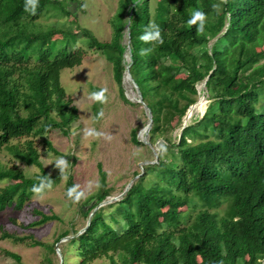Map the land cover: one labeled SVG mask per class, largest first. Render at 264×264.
<instances>
[{
  "label": "trees",
  "instance_id": "obj_1",
  "mask_svg": "<svg viewBox=\"0 0 264 264\" xmlns=\"http://www.w3.org/2000/svg\"><path fill=\"white\" fill-rule=\"evenodd\" d=\"M25 4L0 0V152L6 149L40 171L28 176L0 160V180L9 181L0 187V213L23 209L35 194L67 175L66 197L87 219L93 215L84 231L71 224L53 244L9 232L2 238L47 248V264H53L55 244L72 230L67 241L76 245L79 264L101 258L108 264H264V0H157L154 5L152 0H119L108 42L79 25L65 0H38L35 14L25 11ZM50 10L71 17L76 28L36 31V21ZM195 11L205 13L199 35V21L188 25ZM150 22L159 25L163 44L140 39ZM127 26L129 71L151 112L150 142H158L160 152L156 162L135 173L140 176L118 201L95 209L113 192L102 164L94 194L85 197L76 187L69 196L77 186L74 176L63 166L54 174L46 170L36 138L61 155L49 134L59 129L70 135L81 119L61 79L64 69L84 62L87 51L79 41L113 64L125 98ZM57 40L63 45L56 53ZM141 49L151 51L141 55ZM205 81L206 111L182 128L188 109L199 99L197 85ZM175 119L181 127L178 140L171 136ZM138 130L132 129V140L141 144ZM68 159L75 164L73 154ZM225 203L221 215L216 210ZM36 212L40 218L30 227L60 220L57 214ZM5 253L24 264L20 254Z\"/></svg>",
  "mask_w": 264,
  "mask_h": 264
},
{
  "label": "rangeland",
  "instance_id": "obj_2",
  "mask_svg": "<svg viewBox=\"0 0 264 264\" xmlns=\"http://www.w3.org/2000/svg\"><path fill=\"white\" fill-rule=\"evenodd\" d=\"M65 1L69 10L76 16L79 25L90 29L102 42L112 40L114 34L112 19L118 10L119 0ZM156 1L152 0L153 5ZM81 3L86 4L87 7H83ZM52 26L76 28V25L71 22V17L62 16L55 10H50L49 12L45 11L43 16L36 21L35 30H47ZM214 40L210 42L209 48ZM127 42L128 38L125 35L123 44L127 45ZM54 45L57 53L63 44L57 40ZM78 46H84L87 51L83 64L75 68L64 69L61 79L62 84L73 95L79 106L81 119L73 124L70 135H65L59 129L49 134L48 137L54 146L62 152L61 155L49 152L42 144L40 137L36 138V143L44 168L54 174L58 166H63L67 174L71 173L74 176L77 188L85 193V197L98 190L100 178L98 164L101 163L108 173V185L113 188L109 200L112 197H117L119 200L129 182L135 178V173L143 172L146 164L158 160L157 157L160 152L158 142L156 144L151 143L149 132L142 133V130L149 124L150 110L144 104L145 102H140L142 98L140 90L133 78L130 77L128 70H125L122 80L124 98L114 78L113 64L107 57L99 50L95 51L88 48L83 41H79ZM125 62L127 65L129 64L127 56H125ZM127 74L130 79H126ZM102 88L107 89V101L104 103L91 97L93 92H98ZM197 88L198 91H201L199 92V99L201 93L205 94L207 99L206 110L210 100L204 82L198 84ZM101 110L103 111L102 117L98 115ZM201 116L202 112H195L193 118L191 117L187 123L191 124L195 118ZM184 120L185 118L183 122ZM173 123L174 130L171 136L173 140H178L181 127L177 123V119ZM134 127L139 129L138 139L141 144H136L132 140ZM92 130L102 133V135L99 137L87 135ZM68 154L75 156L74 165L68 159ZM61 159L65 162L63 165L58 163ZM0 160L5 164L22 168L28 176L40 171L39 167L35 165H27L14 159L6 149L0 152ZM66 177L67 175L60 183L54 187H49L45 192L35 194L23 209L17 210L14 207H9L0 213V264H20L8 256L5 250L20 254L24 264H47L46 257L49 255V250L45 247H32L25 242L15 241L12 238H2L3 232L17 236L32 235L36 239L53 244L61 232L66 229L71 230V224H74L73 226L79 231L85 228L88 219L79 210V205L66 197ZM8 182L7 179L0 180V187L5 186ZM226 208L227 203L216 211L222 215ZM112 210L108 209V211ZM182 210L186 211L188 208L183 207ZM36 211L57 214L60 220L30 227L31 222L40 218ZM192 212L196 213L197 210H192ZM113 225L118 228L115 223ZM72 233L73 230L69 236ZM29 241L27 240V242ZM58 247L59 252L50 254L53 264L80 263L81 257L76 245L64 239L58 244ZM108 262L109 260L101 258L91 264H108Z\"/></svg>",
  "mask_w": 264,
  "mask_h": 264
},
{
  "label": "clouds",
  "instance_id": "obj_3",
  "mask_svg": "<svg viewBox=\"0 0 264 264\" xmlns=\"http://www.w3.org/2000/svg\"><path fill=\"white\" fill-rule=\"evenodd\" d=\"M37 4H38V0H26L25 11H30V12H32V14H35V9L37 7ZM83 7H87V5L85 4V5H83ZM197 21H199V26L197 27V34L199 35V34H202L204 31L205 13L203 11L193 12L192 18L188 21V25L191 26L192 24H196ZM140 39L144 42H155V43H159V44H163V42H164L159 25H157L153 22H150L146 26L144 33L140 36ZM150 51H151V49H141L140 54L141 55H147ZM106 93H107V89L102 88L98 92H93L91 94V97L96 101L104 103L107 101ZM98 115L100 117H102L103 111L101 110V112ZM87 135H90V136L94 135L96 137H99L102 135V133L95 132V130H92V131H89L87 133ZM58 163L60 165H63L65 162L63 159H61ZM76 187L77 186H73V188L69 189V196H71L73 194V192L76 190ZM34 190L37 192L40 191L39 188H36ZM82 195H83V193H79V196H82Z\"/></svg>",
  "mask_w": 264,
  "mask_h": 264
},
{
  "label": "water",
  "instance_id": "obj_4",
  "mask_svg": "<svg viewBox=\"0 0 264 264\" xmlns=\"http://www.w3.org/2000/svg\"><path fill=\"white\" fill-rule=\"evenodd\" d=\"M128 73H129V75H130V77H131V74H130V71L128 70ZM204 85H206V81L204 82ZM198 101H199V99H198ZM197 101V102H198ZM140 102H143L144 103V101L142 100V98L140 99ZM196 102V103H197ZM196 103H194L193 105H195ZM145 104V103H144ZM146 105V104H145ZM193 105H191L190 106V108L193 106ZM146 107H147V105H146ZM189 108V109H190ZM189 109H188V111H189ZM188 111H187V113H186V115H185V117L188 115ZM205 111L206 110H204L203 112H202V115H204V113H205ZM184 117V118H185ZM151 124H152V119H151V112H150V121H149V124L146 126V127H148V130L150 129V127H151ZM188 125V123H187V121L186 120H184V123H183V127L182 128H185L186 126ZM158 158V157H157ZM140 176V174L139 175H137V176H135V178H133L130 182H129V184L127 185V187L125 188V190H124V192L121 194V197L129 190V188L132 186V183L134 182V180L136 179V178H138ZM114 200H118V198L117 197H112L110 200H109V198L107 199V200H105V201H103V202H101L95 209H97V208H99L100 206H102V205H106V204H109V203H111L112 201H114ZM93 215V213H91L90 214V216H89V218H88V221H87V225L85 226V228L82 230V231H84L85 229H86V227L88 226V224H89V220H90V218H91V216ZM82 231H80L79 233H81ZM78 233V234H79ZM73 236H66V237H64V238H61L57 243H56V252H59V247H58V244L62 241V240H64V239H70V238H72ZM63 262V261H62ZM61 262V263H62Z\"/></svg>",
  "mask_w": 264,
  "mask_h": 264
},
{
  "label": "bare ground",
  "instance_id": "obj_5",
  "mask_svg": "<svg viewBox=\"0 0 264 264\" xmlns=\"http://www.w3.org/2000/svg\"><path fill=\"white\" fill-rule=\"evenodd\" d=\"M126 79H130V77L126 76ZM201 89V88H200ZM199 89V90H200ZM202 90V89H201ZM201 92V91H199ZM206 103H207V99L205 97V94H202L200 95V99H199V102L196 103L195 105H193L189 111H188V115H187V118H186V121H188L193 115L195 112H203L205 110V107H206ZM200 114V113H199ZM193 118V117H192ZM151 130V129H150ZM150 130H148V127H145L143 130H142V133H148Z\"/></svg>",
  "mask_w": 264,
  "mask_h": 264
},
{
  "label": "built area",
  "instance_id": "obj_6",
  "mask_svg": "<svg viewBox=\"0 0 264 264\" xmlns=\"http://www.w3.org/2000/svg\"><path fill=\"white\" fill-rule=\"evenodd\" d=\"M125 35L128 38L127 51L125 53V56H127V59L129 60V63H130L131 62V44H130V34H129L128 26L126 28V34ZM127 70H129V64L127 65Z\"/></svg>",
  "mask_w": 264,
  "mask_h": 264
}]
</instances>
